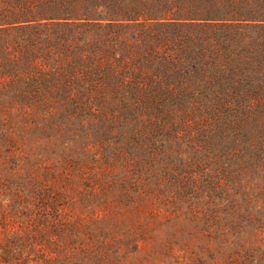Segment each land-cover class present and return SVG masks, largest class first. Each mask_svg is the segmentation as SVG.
I'll return each instance as SVG.
<instances>
[{
    "label": "rangeland",
    "instance_id": "374dc122",
    "mask_svg": "<svg viewBox=\"0 0 264 264\" xmlns=\"http://www.w3.org/2000/svg\"><path fill=\"white\" fill-rule=\"evenodd\" d=\"M0 264H264V0H0Z\"/></svg>",
    "mask_w": 264,
    "mask_h": 264
}]
</instances>
